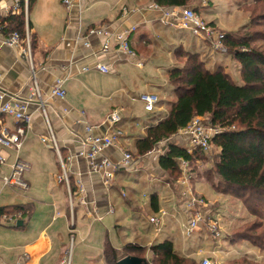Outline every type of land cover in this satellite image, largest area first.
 <instances>
[{"label": "crops", "instance_id": "crops-1", "mask_svg": "<svg viewBox=\"0 0 264 264\" xmlns=\"http://www.w3.org/2000/svg\"><path fill=\"white\" fill-rule=\"evenodd\" d=\"M193 4L191 6L200 16L209 14L199 9L200 2ZM154 5L157 0H74L73 6L67 8L63 0H34L32 4L29 0L27 3L20 0L17 7L16 0H0V22H6L11 15L23 14L25 39L28 37L32 46L29 60L23 52L24 44L10 47L4 32L0 34V91L29 101L37 87L46 110V115L39 111L40 100L33 97L34 102L29 105L32 122L22 149L19 153L13 150L3 153L5 162L0 164V264H62L72 242V264H107V243L119 252L128 244L141 246L149 261L154 257L151 247L165 241H171L182 257L195 258L194 255L203 252L202 249L196 252L186 244L189 213L179 203L177 185L165 178L170 172L159 164L170 145L183 148L184 141L173 137L160 143L152 157L153 167L144 164L149 156L142 160L137 156L140 155L138 141L147 137L151 127L168 117L177 101L170 75L174 69L183 66L180 53L199 54L204 59L209 52L208 45L190 31L164 26L161 22L164 10L172 8L159 6L161 9H155ZM207 7L208 4L202 5L203 9ZM209 24L217 27L214 21ZM99 26L108 27L110 31L135 27L130 38L135 55L128 56L116 49L102 53L103 37H91L90 47L79 41ZM225 34L238 36L240 32ZM212 59L205 61L208 70L225 68L214 64L217 69L213 70ZM99 65L108 68L109 72L98 70ZM58 80L63 81L64 99L52 96ZM144 93L160 97L161 102L154 113H147L140 102L139 97ZM113 113L120 116L118 123H112ZM0 120L11 131L19 125L1 113ZM141 121L142 125L139 124ZM88 126L94 127L95 135L120 131L122 136L117 146L107 149L105 155L118 162L124 152H130L139 159L132 167L136 169L129 173L145 169L154 184L153 190L145 196L150 213L147 222L139 225L141 228L137 231L141 232L136 242L130 240L132 243L120 246L112 244L109 229L123 231L126 225L122 216L116 218L120 210H114L112 193L118 192L125 199L126 196L124 188L116 182L117 177L108 188L101 174L90 173L87 160L81 155ZM51 133L58 149L42 142V138H48ZM17 157L29 166L27 175L24 174L28 190L3 183V177L11 175ZM61 161L65 163L64 167ZM64 168L68 184L59 181ZM133 210L135 217L140 208L136 206ZM208 214L219 220L210 208ZM152 218L159 219V224H152ZM98 233L104 235L100 248L92 244ZM77 245L84 250L75 257ZM212 253L215 254L210 251L209 255Z\"/></svg>", "mask_w": 264, "mask_h": 264}, {"label": "trees", "instance_id": "trees-1", "mask_svg": "<svg viewBox=\"0 0 264 264\" xmlns=\"http://www.w3.org/2000/svg\"><path fill=\"white\" fill-rule=\"evenodd\" d=\"M33 1L29 0V3ZM257 1L264 5V0ZM193 2L157 0V5L168 9L188 7ZM0 23L5 36L17 32L25 39L23 14L11 15L6 22ZM243 39L244 35L226 34L225 40L229 54L240 64L243 85L237 84L225 68L208 70L201 55L180 53L183 66L174 69L170 75L177 101L168 117L151 127L147 137L138 141V152L145 156L160 143L175 137L193 118L210 117L215 126L223 129L212 141L218 150L215 169L222 180L219 189L223 194L239 198L247 212L255 218L252 223L238 227L232 240L234 243L246 241L264 250V52L253 49ZM204 154L201 151L190 154L184 148L170 145L159 164L173 175L179 173L178 159L194 164ZM151 251L154 253L152 261L157 264H197L180 256L171 241L154 245ZM128 254H135L145 264H151L141 246L128 244L121 252L109 243L105 246L107 264H118ZM232 264L255 263L244 260Z\"/></svg>", "mask_w": 264, "mask_h": 264}, {"label": "built area", "instance_id": "built-area-1", "mask_svg": "<svg viewBox=\"0 0 264 264\" xmlns=\"http://www.w3.org/2000/svg\"><path fill=\"white\" fill-rule=\"evenodd\" d=\"M203 1V0H202ZM28 0H26V3ZM206 5V2L203 1ZM17 7L20 5V0H16ZM64 6L70 8L74 4V0H63ZM155 9H161L158 5H154ZM161 22L164 26H175L180 30L190 31L194 37L207 44L215 52L227 53L228 48L225 45L226 34L207 23L193 8H172L164 10V14L161 18ZM136 28L124 29L119 31H110L108 27L99 26L94 27L88 32L87 37L79 38V41L83 42V45L90 47L91 37H103L105 43L102 47V53H109L111 50H119L128 56H134L135 53L130 44V38L134 34ZM3 33V26L0 23V34ZM6 37V43L10 47H21L24 44V53L27 58L31 59V46L28 37L26 39L21 38L17 32L12 33ZM26 40V41H25ZM98 70L108 73L109 69L99 65ZM88 69H84L87 71ZM63 81L58 80L56 86L52 90V96L60 99H64L66 91L62 88ZM38 98L40 104L38 110L46 115L45 105L41 100L40 93L36 87L32 98L27 101L17 96L8 95L5 92L0 91V113L4 116L12 118L17 124V129L11 131L0 120V164L5 162L3 153L5 151L13 150L17 153L23 147V140L27 130H29L32 122V114L29 113V105L34 102V99ZM140 102L144 105L146 112L154 113L161 100L157 94L144 93L139 97ZM112 123H118L120 116L117 113H113L111 116ZM87 136L83 139V152L82 157L87 160L90 173L101 174L103 176L104 185L108 188L112 186V183L117 173L125 170H129L133 167L136 159L130 152H124L123 158L115 162L105 155L106 150L117 146L122 134L120 131H113L108 135H95L93 133L94 127H87ZM223 131L219 126H215L212 122L205 121L204 117H195L188 124L187 127L179 130L175 137H178L181 141H184L183 148L188 153H194L195 151H201L205 154H209L212 148L213 139ZM42 142L55 146L56 139L54 135L46 138H42ZM59 152V151H58ZM152 152L149 154L151 155ZM62 162L64 167L65 163ZM180 169L182 171V179L180 184L182 190L179 195L184 200V206L189 213V220L185 229V235L190 237L195 229L201 223H204L213 237H220V226L217 221H211V217L205 215V212L201 211L202 204H205V199L198 196H193V191L189 185L192 175L190 174L189 162L183 159L179 160ZM29 171V166L17 157V160L12 166V173L9 176L3 177V183L5 186H16L19 189L28 190V183L24 180V174ZM60 182L69 183L68 174L65 168L63 174L59 177ZM6 218V217H4ZM151 222L158 225L159 219L152 218ZM71 255L67 253V256L62 261V264H71ZM201 264H217L210 258H203Z\"/></svg>", "mask_w": 264, "mask_h": 264}, {"label": "rangeland", "instance_id": "rangeland-1", "mask_svg": "<svg viewBox=\"0 0 264 264\" xmlns=\"http://www.w3.org/2000/svg\"><path fill=\"white\" fill-rule=\"evenodd\" d=\"M196 1L200 2L199 9H202L204 12H209L208 15H201L207 23L214 21L217 25V29L224 33L233 31L240 32V35H244L243 41L249 42L253 49L264 52V5L262 2L257 0H209V3L208 0H203L204 2H208V7L203 9L202 5L206 6L207 4L205 5L202 0H194L193 3ZM192 5L194 6V4ZM193 6L190 5L188 7L194 9ZM206 48L209 52L203 56V61L205 62L208 58L213 57L211 61V65H213L211 68H213V70L217 69L214 64L223 65L233 80L237 84L243 85L239 62L236 61L229 52H227L228 54L215 52L208 48V46H206ZM205 64L207 63L205 62ZM204 119L211 123L210 117L207 116L204 117ZM139 124L142 125V121L139 122ZM154 152L155 149L152 151L151 155H149L150 152L146 156H137H139L141 160L147 156L151 157H147L146 163L144 164L148 167H153L152 159L154 158L152 157L154 156ZM217 154L218 150L216 146L212 144V148L208 155L204 154V157L200 158L201 160L196 161L194 164H190L189 162L190 174L193 175V181H191L189 185L193 191V196H203L205 198V204H202L201 211H204L205 215L208 217V209L210 208L215 217H219L218 220L211 216L210 220H215L219 223L220 237H213L207 226L206 229L205 224L201 223L198 228L194 230L191 237H185L187 239L186 244H188L189 248L194 251L197 250L196 252L202 249L203 252L194 255L195 258H187L194 260L197 264H201V260L206 256L213 257L212 259H214L217 264H232L234 261L239 262L244 260L251 261L255 264H264V250L246 241L234 243L232 240L233 233L238 227L247 223H252L255 218L247 212L239 198L223 194L222 190L219 189V183H221L222 180L217 175L215 169ZM135 159L138 161L139 158L136 157ZM133 169L136 168L125 170V172H127L126 174L119 173L116 175V182L119 186L124 188L122 190L124 191L123 194L126 196V199L120 196L118 192L112 193V202L114 203V210L116 212L120 210V212L116 214V218L122 216L126 220V225L123 226L125 228L123 231L114 228L109 229V235L113 246L136 242L138 234L141 232L137 230L141 228L143 223L147 222L150 213L149 201L145 196L153 190L154 184H152V180L149 178L150 175L148 171L141 169V171L129 173V171H133ZM26 175L27 172L25 173V176ZM165 178L169 182H172L173 185H177L176 193H180L183 189L180 184L182 179L180 165L179 173L177 172L173 175L167 174ZM178 199L180 205L184 208L183 198L179 195ZM131 201L134 202L130 206L128 202ZM136 206L140 208V211H137V215L134 217L133 207ZM218 210L219 213H215L218 212ZM146 211L148 213H146ZM131 238H133V240ZM180 240L184 241L182 237H180ZM103 242L104 235H102V233H98L92 239V244H96L98 248L103 246ZM73 247L74 242L70 244L68 249V253L71 255V264L73 261ZM83 250L84 248H79L77 245L75 248V257ZM210 251L215 252V254L213 255L212 253L209 255ZM149 262L151 264H157L152 261V258Z\"/></svg>", "mask_w": 264, "mask_h": 264}, {"label": "water", "instance_id": "water-1", "mask_svg": "<svg viewBox=\"0 0 264 264\" xmlns=\"http://www.w3.org/2000/svg\"><path fill=\"white\" fill-rule=\"evenodd\" d=\"M118 264H145L144 261L136 256H127L121 259Z\"/></svg>", "mask_w": 264, "mask_h": 264}]
</instances>
